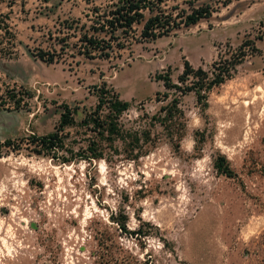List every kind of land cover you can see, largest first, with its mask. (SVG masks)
I'll return each mask as SVG.
<instances>
[{"label":"rangeland","instance_id":"1","mask_svg":"<svg viewBox=\"0 0 264 264\" xmlns=\"http://www.w3.org/2000/svg\"><path fill=\"white\" fill-rule=\"evenodd\" d=\"M189 3L214 12L108 59L74 34L47 64L39 51L61 53L62 25H89L91 5L0 0V264H264V0L166 8ZM223 60L237 65L201 100L157 78L183 88L184 62L210 77ZM101 92L130 104L113 138L84 124ZM54 132L62 146L36 155L30 137Z\"/></svg>","mask_w":264,"mask_h":264},{"label":"trees","instance_id":"2","mask_svg":"<svg viewBox=\"0 0 264 264\" xmlns=\"http://www.w3.org/2000/svg\"><path fill=\"white\" fill-rule=\"evenodd\" d=\"M91 8L90 16H86L89 25L74 24L62 25L60 32H66V36L61 39L59 50L61 53L50 54L40 50L37 57L47 63L52 64L69 51L71 45L67 38L72 35H79L78 43L83 48L82 54L88 59H108L115 51H121L127 46L137 42L154 41L156 39L170 36L177 31L197 25L203 20L211 17L214 12L208 5L194 6L188 4V8H180L178 4L166 8L169 0H86ZM98 2V4H95ZM237 62L224 61L213 64V71L210 77L202 68L194 69L188 62H184L183 71L178 77L177 82L184 85L191 79V84L183 88L175 85L169 74L157 76L168 91L175 89L181 95L195 92L198 100L203 98L202 92H208L214 87L220 86L230 78L231 72L235 69ZM107 92H101L98 105L93 113L89 114L84 120L86 126H91L94 131H100L102 135L107 133L110 138L119 134L118 117L127 111L130 104L122 102L117 96L113 100L106 97ZM168 96V94H165ZM176 100V99H175ZM173 100V102L175 101ZM109 105V106H108ZM108 106L110 121H104L100 117L103 108ZM64 111L60 116L59 128L63 129L72 123L71 109L63 106ZM30 140L37 150H33L36 155H51V153L62 146L59 132L50 133L44 136L33 135ZM10 141L0 143L1 149L9 148ZM94 159L100 156L94 152ZM54 158V156H52ZM71 160H63L64 163ZM214 167L218 173L232 177L233 172L224 157H220L214 162ZM125 229V227H122Z\"/></svg>","mask_w":264,"mask_h":264}]
</instances>
